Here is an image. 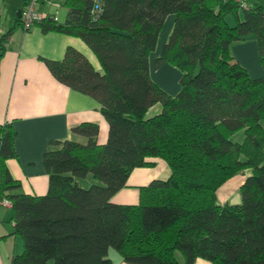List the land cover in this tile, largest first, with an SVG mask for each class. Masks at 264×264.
I'll list each match as a JSON object with an SVG mask.
<instances>
[{
  "label": "trees",
  "instance_id": "16d2710c",
  "mask_svg": "<svg viewBox=\"0 0 264 264\" xmlns=\"http://www.w3.org/2000/svg\"><path fill=\"white\" fill-rule=\"evenodd\" d=\"M62 5L63 21L47 15L35 22L42 31L81 39L99 67L72 46L60 59L42 60L55 79L99 103L107 135L99 143L98 125L81 122L70 131L85 140L50 139L42 154L47 189L31 194L18 189L5 163L16 154V130L0 123V204L9 202L11 234L22 243L9 264H114L110 248L128 264H193L196 257L213 264H264V75L251 77L230 52L231 43L252 35L264 68V5ZM170 13L174 22L154 64L168 62L180 71L173 95L149 73V54ZM11 30L0 33V52ZM155 104L158 112L149 115ZM153 157L165 161L169 175L140 186L136 203L113 202L131 170L150 165ZM246 169L239 201L218 202L217 188Z\"/></svg>",
  "mask_w": 264,
  "mask_h": 264
},
{
  "label": "crops",
  "instance_id": "0c3cea01",
  "mask_svg": "<svg viewBox=\"0 0 264 264\" xmlns=\"http://www.w3.org/2000/svg\"><path fill=\"white\" fill-rule=\"evenodd\" d=\"M41 7L40 5L39 8ZM174 17L172 13L165 17L155 49L149 54L151 78L172 95L179 89L180 71L168 62L155 66L154 59L161 53ZM15 18L6 25H0V33L12 28L0 52V123L9 122L16 130L13 140L16 154L7 158L5 163L11 176L19 181L20 191L42 194L46 191L48 182L42 154L49 146L50 139L85 140L84 137L70 131L72 126L81 122H94L98 125L99 143H103L107 135V122L100 111L99 103L90 95L55 79L42 57L60 59L66 47L72 46L81 51L94 67L98 68L99 63L89 47L78 37L58 30L42 31L36 22L24 28L20 22L15 23ZM56 18L63 21L65 16L61 19ZM225 18L229 24L233 23L231 14H227ZM230 52L244 67L249 63H256L258 69L252 74L248 72L251 77L264 75V68L258 59L257 44L252 35H246L231 43ZM150 109L156 113L159 105L155 104ZM149 160L152 162L150 165L131 170L126 185L111 196L113 202L136 203L140 186L146 185L152 179H164L169 175V168L163 159L153 157ZM248 172L247 169L243 170L223 182L216 190L217 201L238 202V187ZM86 179L91 181L90 178ZM87 181L84 180L83 183L87 184ZM9 217L10 208L1 203L0 264H9L11 254L22 249L20 238L11 234L12 222ZM108 256L114 264H128L113 248L109 249ZM47 264L53 262L48 261ZM193 264L213 263L196 257Z\"/></svg>",
  "mask_w": 264,
  "mask_h": 264
},
{
  "label": "rangeland",
  "instance_id": "374dc122",
  "mask_svg": "<svg viewBox=\"0 0 264 264\" xmlns=\"http://www.w3.org/2000/svg\"><path fill=\"white\" fill-rule=\"evenodd\" d=\"M250 2H257L262 5H264V0H250ZM23 0H0V25H6L7 23H10L16 16L17 11L22 8ZM40 12H48L54 14L56 17L64 18L67 7L66 5H60L59 7H56L54 5H50L47 3H44L39 10ZM253 64L249 63L247 66H245L249 73H254L255 69L257 70L256 63L252 62ZM260 63V62H259ZM261 65V64H260ZM151 111V112H150ZM148 112L149 115L153 114L152 110L150 109ZM241 136V132H238L236 135L233 136L234 140L239 139ZM115 250V249H114Z\"/></svg>",
  "mask_w": 264,
  "mask_h": 264
},
{
  "label": "built area",
  "instance_id": "2783aa9c",
  "mask_svg": "<svg viewBox=\"0 0 264 264\" xmlns=\"http://www.w3.org/2000/svg\"><path fill=\"white\" fill-rule=\"evenodd\" d=\"M65 0H24L22 8L20 9L19 20L21 25L24 28L30 27L35 21H38L41 18L46 17L47 15H52L55 19L56 16L54 14L46 12H40L39 6L43 5L44 3L54 5L59 7ZM236 2L240 7L244 8L248 4V0H232ZM1 203L3 205H9L7 200H2Z\"/></svg>",
  "mask_w": 264,
  "mask_h": 264
},
{
  "label": "water",
  "instance_id": "95a60500",
  "mask_svg": "<svg viewBox=\"0 0 264 264\" xmlns=\"http://www.w3.org/2000/svg\"><path fill=\"white\" fill-rule=\"evenodd\" d=\"M16 14H17V17H18L20 15V10H18Z\"/></svg>",
  "mask_w": 264,
  "mask_h": 264
},
{
  "label": "clouds",
  "instance_id": "9594fccd",
  "mask_svg": "<svg viewBox=\"0 0 264 264\" xmlns=\"http://www.w3.org/2000/svg\"><path fill=\"white\" fill-rule=\"evenodd\" d=\"M19 17V16H18Z\"/></svg>",
  "mask_w": 264,
  "mask_h": 264
}]
</instances>
